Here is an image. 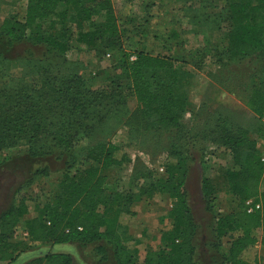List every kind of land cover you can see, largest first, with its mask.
I'll return each instance as SVG.
<instances>
[{
	"label": "trees",
	"instance_id": "trees-1",
	"mask_svg": "<svg viewBox=\"0 0 264 264\" xmlns=\"http://www.w3.org/2000/svg\"><path fill=\"white\" fill-rule=\"evenodd\" d=\"M99 15L101 20L97 21L95 16ZM150 17L149 13L136 23L139 37L130 36L128 49L125 43L129 35L121 27L111 0H28L23 21L10 17L1 24L0 36L7 46L30 40L42 46L44 53L11 59L0 50V64L14 60L26 64L24 74L17 79L6 78L10 75L0 66V150L25 146V152L35 157L55 149L73 150L85 139L94 143L85 148L78 167L76 160L68 163L59 192L51 202L42 204L23 188L18 190L17 203L0 214V261L16 259L32 243L76 242L98 243L97 251L105 257L112 255L115 264H200L195 245L198 224L188 201L189 166L183 153L193 139L187 136L193 132L182 118L192 105L189 88L195 75L188 64L201 68L209 52L203 58L197 57L199 54H153L145 47ZM66 22L75 24L78 42L95 47L98 56L111 54L115 58L116 71H104L99 77L105 81L101 86L92 85L67 59L70 34L56 28V23ZM216 23L223 33L210 50L217 61L263 60L264 0H227ZM168 39L171 43L178 40L174 30ZM128 91L135 94L145 117L158 130L174 135L165 176L126 196L128 201L141 202L163 193L172 200L167 213L170 225L162 231L161 246L148 248L142 261L139 240L121 223L122 216L132 211L125 204L114 210V200L100 202L106 185L103 172L121 167L129 158L117 144L96 141V133L125 106ZM245 105L254 114L255 126L264 138V67ZM213 120L206 122L198 134L209 137L218 132L225 136V142L217 138L212 141L224 147L230 145L231 155L230 164L224 168V193L229 203L224 214L215 212L217 189L209 179L203 180L208 210L215 220L214 249L222 258L221 264H252L244 257L245 252L259 241L264 246V190H260L264 186V155L256 147L257 138L250 137L239 124L229 119ZM47 174L46 169H38L33 176ZM248 200L260 203V209L248 212ZM29 201L34 202L36 212L32 217H27ZM21 225L28 235L20 243L12 235ZM29 264H73V259L68 253L52 252Z\"/></svg>",
	"mask_w": 264,
	"mask_h": 264
},
{
	"label": "rangeland",
	"instance_id": "rangeland-1",
	"mask_svg": "<svg viewBox=\"0 0 264 264\" xmlns=\"http://www.w3.org/2000/svg\"><path fill=\"white\" fill-rule=\"evenodd\" d=\"M226 1L111 0L121 27L129 35L126 47L132 37L136 35L139 37L136 23L142 22L150 13L151 21L145 47L153 54H171L178 57L182 54H199L197 57L203 58L209 52V55L204 57L205 61L201 68H197L193 63L188 64V68L195 75L189 88L192 105L182 118L183 123L193 132L187 136L188 139L193 138L192 143L190 141L185 146L183 153L189 166L186 182L188 201L198 224L195 245L196 260L200 264L222 262L221 256L214 249V243L217 242L213 231L215 220L214 214L208 210L203 180L209 179L217 189L218 202L215 212L224 214L229 207L228 197L224 193L226 189L224 168L230 164L231 155L228 150L230 145L224 147L212 141V138H217L218 141L225 142V136L216 132L208 137L198 134V131L205 127L206 122L211 123L212 119L214 122L218 118L232 120L246 129L250 137L257 138L256 147L264 155V138L259 135V129L255 126L254 114L245 106L253 82L261 76L264 57L263 60L219 62L217 56L210 51L223 36L216 18ZM27 3L28 0H0V26L10 17L23 21ZM100 17L95 16V19L99 21ZM130 17H134L136 21H130L133 19H129ZM87 25L88 23H85V26ZM56 28L62 32L68 30L66 34L68 36L70 34V48L66 57L77 65L79 74L92 85L98 87L105 82L99 78L104 75V71H116L113 66L115 58L111 54L98 56L95 47L77 41L78 29L75 24L56 23ZM172 30L178 38L175 43L168 39ZM140 44L138 47L142 46ZM164 44H167V47H164ZM0 50L6 58L11 59L22 58L28 53L37 56L44 53L42 46H36L30 40L7 46V41L1 36ZM131 59L134 60L135 56ZM25 65L18 60L12 61L11 64H0L4 67V72L10 75L6 76L8 79L21 77ZM27 79L33 80L30 77ZM127 94L125 106L113 113L110 120L100 125L96 133L98 137L96 141L117 144L129 158L121 167L103 172L106 176V185L100 202L114 200L116 203L113 206L114 210L121 206L119 204H125V208L132 211V214L122 216L121 223L127 228L128 234L139 240L138 248L142 261L148 248L157 249L161 246L162 231L170 225L167 213L172 207V200L163 193H157L152 199H143L141 202L128 201L126 196L135 194L141 186H148L165 176V169L171 158L169 151L174 135L158 130L151 120L145 117L142 104L135 94L131 91ZM93 143L85 139L73 150L55 149L43 156L35 157L25 152V146L0 150V214L17 203L16 194L21 188L34 201L41 200L42 204L49 200L51 202L53 195L59 192V183L68 163L76 160L78 167V164L82 163L85 148ZM38 169H46L48 174L34 177L33 174ZM260 190H264L263 185ZM29 202L30 213L27 217H32L36 212L34 202ZM259 232L262 234L261 230ZM27 235V230L21 225L14 229L12 238L21 243L27 240ZM98 245V243L83 245L76 242L32 243L31 247L24 250L16 259L0 261V264H29L32 260L52 252L70 254L73 264H115L112 255L105 257L97 251ZM244 257L252 264H264V246L261 241L246 251Z\"/></svg>",
	"mask_w": 264,
	"mask_h": 264
},
{
	"label": "built area",
	"instance_id": "built-area-1",
	"mask_svg": "<svg viewBox=\"0 0 264 264\" xmlns=\"http://www.w3.org/2000/svg\"><path fill=\"white\" fill-rule=\"evenodd\" d=\"M247 204V211L253 212L254 210L260 209V203H254L253 200H248Z\"/></svg>",
	"mask_w": 264,
	"mask_h": 264
},
{
	"label": "crops",
	"instance_id": "crops-1",
	"mask_svg": "<svg viewBox=\"0 0 264 264\" xmlns=\"http://www.w3.org/2000/svg\"><path fill=\"white\" fill-rule=\"evenodd\" d=\"M245 106H246V105H245ZM246 108L249 109L247 106H246ZM249 111H251V110L249 109Z\"/></svg>",
	"mask_w": 264,
	"mask_h": 264
}]
</instances>
